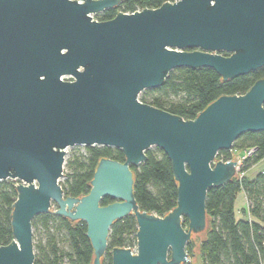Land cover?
I'll use <instances>...</instances> for the list:
<instances>
[{
  "label": "water",
  "instance_id": "obj_1",
  "mask_svg": "<svg viewBox=\"0 0 264 264\" xmlns=\"http://www.w3.org/2000/svg\"><path fill=\"white\" fill-rule=\"evenodd\" d=\"M121 2L0 0V182H21L0 264H35L32 220L47 213L86 225L92 264L102 263L112 225L130 215L135 249H112L111 264H185L186 245L207 228L208 190L238 174L237 161L217 153L264 132V78L191 120L138 99L174 69L208 68L227 82L264 67V0H174L93 19ZM74 146L118 149L124 161L101 158L89 192L66 197L59 180ZM151 147L168 158L177 185L162 217L134 197L131 167Z\"/></svg>",
  "mask_w": 264,
  "mask_h": 264
},
{
  "label": "trees",
  "instance_id": "obj_2",
  "mask_svg": "<svg viewBox=\"0 0 264 264\" xmlns=\"http://www.w3.org/2000/svg\"><path fill=\"white\" fill-rule=\"evenodd\" d=\"M174 0H122L115 8L97 15V21L112 19L117 12L132 13L145 8L156 9L163 3ZM264 78V67L248 75L222 82L211 69L172 70L164 84L157 89H149L141 94V103L161 109L184 120H191L207 105L220 96L242 95L258 79ZM264 107V104H263ZM256 148L254 156L247 158L240 172L244 177L233 179L207 192L205 209L207 228L200 243V264H264V169L252 179L246 173L264 161V132L245 133L237 139L231 150L242 153ZM147 159L138 167H131L134 177V197L141 211L159 217L171 211L177 200V185L173 179L168 158L158 148L146 151ZM101 158L117 162L124 161L121 150L109 147H88L86 155H76L67 163L69 174L64 184H60L67 197L86 195L96 165ZM219 160L232 158L229 151H219ZM244 192L250 220L237 219L235 201ZM16 192L13 185L0 182V245H8L12 240L10 227L11 205ZM113 202L104 198L101 205ZM187 226V220L184 219ZM32 228L41 230L44 238L34 244L35 264H92L93 252L86 237L83 222L72 223L67 219L47 213L32 220ZM136 222L133 216L116 221L109 232L107 251L101 264H111V250L114 248H134L136 245ZM64 232L63 246L59 234ZM34 238V237H33ZM193 240L186 245L190 251ZM194 254L191 257L194 258Z\"/></svg>",
  "mask_w": 264,
  "mask_h": 264
},
{
  "label": "rangeland",
  "instance_id": "obj_3",
  "mask_svg": "<svg viewBox=\"0 0 264 264\" xmlns=\"http://www.w3.org/2000/svg\"><path fill=\"white\" fill-rule=\"evenodd\" d=\"M101 14V13H99ZM97 14V15H99ZM97 15H94L93 16V19L96 20V17ZM149 90H144L143 92L140 93L138 99L141 97V94H144V93H148ZM88 147H84V146H74V147H70V148H67L65 150V157H64V165H63V172H62V177L60 178L59 180V184H64L66 179H67V175L69 174V169H68V166H67V163L69 161H71L73 159L74 156L76 155H79V154H82V155H86V149ZM156 147H151L148 151H156ZM236 153L235 151L232 150V152L230 153L232 158H234L235 160H237V156H236ZM264 169V161H261L259 164H257L256 166H254L253 168H251V170H249L247 173H246V176H248V178L252 179L258 172L262 171ZM244 173H241L240 171L238 172V174L236 175L235 179H242L244 177ZM2 182H5V183H8V184H11V185H17L18 183H21L20 181H13V180H6V181H2ZM61 186V185H60ZM239 200H246V203L247 205L245 206V208H240L237 212H236V215H241V218L243 219H247V220H250L251 219V216L249 215V209H248V202H247V199H246V196L244 194V192H240L238 195H237V198H236V201H235V204L237 203V201L239 202ZM55 209V207H54ZM244 216V217H243ZM32 233H33V245L37 243L38 239L41 237V238H44L43 237V233L41 230L37 231V230H32ZM65 236L64 232H62L61 234H59V239H61V241L59 242L60 246H63V237ZM204 236H205V233H201L197 236H194L193 237V244L191 246V249L190 251L188 252V257L190 259V262L191 264H200V260L198 258L199 256V252H200V243L201 241L204 239ZM133 249V248H131ZM194 254V258L191 257V254Z\"/></svg>",
  "mask_w": 264,
  "mask_h": 264
},
{
  "label": "built area",
  "instance_id": "obj_4",
  "mask_svg": "<svg viewBox=\"0 0 264 264\" xmlns=\"http://www.w3.org/2000/svg\"><path fill=\"white\" fill-rule=\"evenodd\" d=\"M63 78L70 79L69 77H63ZM70 80H71V79H70ZM229 152L231 153L232 150H229ZM255 153H256V148H249V149L243 151V152L241 153V155H239V156L236 157V158H237L236 161H237V166H238V172L240 171V167L242 166L243 162H244L247 158L254 156ZM229 160H231V159H228V161H229ZM263 230H264V225H263ZM133 249H135V247H134ZM133 249H132V250H133ZM185 264H191L189 257L187 258V261H186Z\"/></svg>",
  "mask_w": 264,
  "mask_h": 264
},
{
  "label": "crops",
  "instance_id": "obj_5",
  "mask_svg": "<svg viewBox=\"0 0 264 264\" xmlns=\"http://www.w3.org/2000/svg\"><path fill=\"white\" fill-rule=\"evenodd\" d=\"M241 155V153H236V156ZM247 205L246 200L242 201L239 200V202L237 201V203L235 204V212H237L240 208H245V206ZM244 217V216H243ZM237 219H241V215H236Z\"/></svg>",
  "mask_w": 264,
  "mask_h": 264
},
{
  "label": "flooded vegetation",
  "instance_id": "obj_6",
  "mask_svg": "<svg viewBox=\"0 0 264 264\" xmlns=\"http://www.w3.org/2000/svg\"><path fill=\"white\" fill-rule=\"evenodd\" d=\"M223 55H226V54H223Z\"/></svg>",
  "mask_w": 264,
  "mask_h": 264
}]
</instances>
